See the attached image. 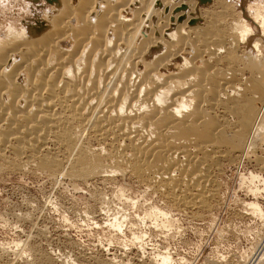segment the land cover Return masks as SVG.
<instances>
[{
	"label": "bare ground",
	"instance_id": "bare-ground-1",
	"mask_svg": "<svg viewBox=\"0 0 264 264\" xmlns=\"http://www.w3.org/2000/svg\"><path fill=\"white\" fill-rule=\"evenodd\" d=\"M49 1L38 8L44 23L19 35L11 26L0 47L1 170L88 185L122 174L176 209H208L213 171L264 145V8L250 15L253 25L226 0L209 10L198 0ZM256 162L264 170V158ZM104 197L102 223L121 234L132 222L124 210L111 214ZM152 224L170 233L171 224ZM130 233L126 247L84 264H190ZM0 257L71 264L23 245H1ZM220 258L210 264H233ZM244 264H264L263 247Z\"/></svg>",
	"mask_w": 264,
	"mask_h": 264
},
{
	"label": "rangeland",
	"instance_id": "rangeland-1",
	"mask_svg": "<svg viewBox=\"0 0 264 264\" xmlns=\"http://www.w3.org/2000/svg\"><path fill=\"white\" fill-rule=\"evenodd\" d=\"M29 2L0 0V47L8 42L5 41L7 35H19L28 24L44 23L46 10L38 9L40 3L49 8L53 5L49 0ZM219 2L207 0L204 4L198 0L197 5L199 9H212ZM226 2L234 15L242 16L253 25L250 15L264 8V0ZM13 25L18 30L14 33L10 31ZM261 157L264 158V145L259 143L247 157L221 162L212 173L215 198L209 200L208 209L194 212L176 209L153 191L144 190L143 185L122 174L112 181L95 179L88 185L63 177L50 178L29 170L19 172L4 168L3 171L1 169L7 164L2 166L0 158V246L15 248L23 245L28 254L35 252L48 260L66 259L71 264H84V256L105 259V249L114 253L126 247V239H131L130 232L134 229L135 233L145 236L147 243H158L190 264H210L221 256L233 264L247 263L256 250L264 249V170L256 162ZM119 190L125 197L120 196ZM100 196L107 199L111 214L124 210L127 220L132 222L133 225H125L122 235L102 223ZM255 205L260 213L253 209ZM155 209L169 216L150 219L148 215ZM20 215L27 220L17 221L15 216ZM154 220L171 224L169 237H164L153 226ZM10 259L0 257V264H14Z\"/></svg>",
	"mask_w": 264,
	"mask_h": 264
}]
</instances>
